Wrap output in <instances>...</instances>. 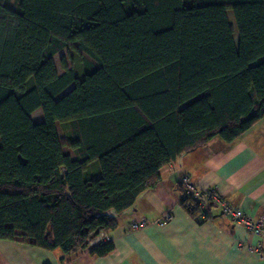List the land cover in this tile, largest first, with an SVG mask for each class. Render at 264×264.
Instances as JSON below:
<instances>
[{
  "label": "trees",
  "instance_id": "1",
  "mask_svg": "<svg viewBox=\"0 0 264 264\" xmlns=\"http://www.w3.org/2000/svg\"><path fill=\"white\" fill-rule=\"evenodd\" d=\"M263 117L264 0H0V239L107 255L164 164Z\"/></svg>",
  "mask_w": 264,
  "mask_h": 264
},
{
  "label": "crops",
  "instance_id": "2",
  "mask_svg": "<svg viewBox=\"0 0 264 264\" xmlns=\"http://www.w3.org/2000/svg\"><path fill=\"white\" fill-rule=\"evenodd\" d=\"M161 180L137 197L109 235L104 256L66 253L0 239V264H264V234L226 214L197 219L181 205L179 181L216 187L254 221L264 220V117L232 141L216 136L160 168ZM172 218L161 223L166 212ZM147 221L134 227L135 223Z\"/></svg>",
  "mask_w": 264,
  "mask_h": 264
},
{
  "label": "built area",
  "instance_id": "3",
  "mask_svg": "<svg viewBox=\"0 0 264 264\" xmlns=\"http://www.w3.org/2000/svg\"><path fill=\"white\" fill-rule=\"evenodd\" d=\"M184 182L188 188V193L193 195L198 200V202H200V206L202 208H204L206 204L209 203L211 206L210 210L229 215L235 221L244 224L249 230L258 234H264V220L254 221L253 218L244 212V210L230 204L216 187H201L188 178H186ZM170 218H172V213L167 211L161 223H165ZM146 223L147 221L144 220L140 224L135 223L134 227H138Z\"/></svg>",
  "mask_w": 264,
  "mask_h": 264
},
{
  "label": "rangeland",
  "instance_id": "4",
  "mask_svg": "<svg viewBox=\"0 0 264 264\" xmlns=\"http://www.w3.org/2000/svg\"><path fill=\"white\" fill-rule=\"evenodd\" d=\"M35 116H36L37 118H39V117H40V111H37V113L35 114ZM58 128H59V132H60L61 137H62V138H65V136H66V132L62 129V127H61L60 124H59ZM65 148H66V147H65ZM66 150H67V148H66Z\"/></svg>",
  "mask_w": 264,
  "mask_h": 264
}]
</instances>
